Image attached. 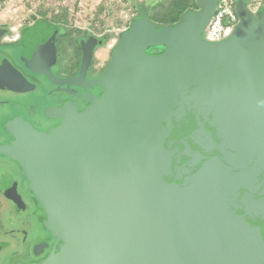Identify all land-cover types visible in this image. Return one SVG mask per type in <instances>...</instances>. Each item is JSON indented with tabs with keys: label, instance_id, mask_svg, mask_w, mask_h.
<instances>
[{
	"label": "water",
	"instance_id": "1",
	"mask_svg": "<svg viewBox=\"0 0 264 264\" xmlns=\"http://www.w3.org/2000/svg\"><path fill=\"white\" fill-rule=\"evenodd\" d=\"M203 6L171 29L134 31L129 45L152 72L119 96L124 133L105 154L67 166L56 144L35 169L48 206L80 208L74 246L54 264H113L89 252L99 249L126 264H264V21L244 13L211 43L214 6ZM151 47L167 50L144 58Z\"/></svg>",
	"mask_w": 264,
	"mask_h": 264
},
{
	"label": "flooded vegetation",
	"instance_id": "2",
	"mask_svg": "<svg viewBox=\"0 0 264 264\" xmlns=\"http://www.w3.org/2000/svg\"><path fill=\"white\" fill-rule=\"evenodd\" d=\"M74 34L61 21L0 22V264H54L74 246L69 227L80 208L48 206L35 169L56 144L67 166L105 154L110 138L124 133L119 96L131 97L132 81L152 72L129 45L134 33L116 39L102 58V39ZM166 50L151 47L142 55ZM160 148L159 141L148 146L144 157ZM89 252L113 264L127 262L116 250Z\"/></svg>",
	"mask_w": 264,
	"mask_h": 264
},
{
	"label": "rangeland",
	"instance_id": "3",
	"mask_svg": "<svg viewBox=\"0 0 264 264\" xmlns=\"http://www.w3.org/2000/svg\"><path fill=\"white\" fill-rule=\"evenodd\" d=\"M224 2L234 9L241 3L254 20L264 21V0H197L200 9L189 11L188 16L201 15L204 4L217 9ZM177 4V0H0V22L61 21L64 30L75 36L102 39V58L116 39L126 34L129 38L144 25H152L159 32L171 29L173 26L160 24L156 18L174 13ZM184 21L183 17L180 23Z\"/></svg>",
	"mask_w": 264,
	"mask_h": 264
},
{
	"label": "built area",
	"instance_id": "4",
	"mask_svg": "<svg viewBox=\"0 0 264 264\" xmlns=\"http://www.w3.org/2000/svg\"><path fill=\"white\" fill-rule=\"evenodd\" d=\"M238 21V14L234 11L233 6L224 2L216 9L204 29L203 38L211 43L223 42L235 34Z\"/></svg>",
	"mask_w": 264,
	"mask_h": 264
},
{
	"label": "trees",
	"instance_id": "5",
	"mask_svg": "<svg viewBox=\"0 0 264 264\" xmlns=\"http://www.w3.org/2000/svg\"><path fill=\"white\" fill-rule=\"evenodd\" d=\"M197 0H177V9L174 13L164 16L163 18H156L157 21H160V24L176 26L180 24L182 18L190 17L188 16L189 11L199 10V6L196 3ZM186 16V17H185ZM166 27V26H161Z\"/></svg>",
	"mask_w": 264,
	"mask_h": 264
},
{
	"label": "crops",
	"instance_id": "6",
	"mask_svg": "<svg viewBox=\"0 0 264 264\" xmlns=\"http://www.w3.org/2000/svg\"><path fill=\"white\" fill-rule=\"evenodd\" d=\"M233 9H234V7H233ZM215 11H216V8L214 7V13H215ZM234 11L238 14V18H239V21H238V26L243 22V19H244V17L242 16V14H244V13H248V10L247 9H245V8H242V5H241V3H239V5L237 6V8L236 9H234ZM214 15V14H213ZM213 17V16H212ZM240 17H242L241 19H240ZM185 22V21H184ZM237 26V27H238ZM100 53V52H99Z\"/></svg>",
	"mask_w": 264,
	"mask_h": 264
}]
</instances>
